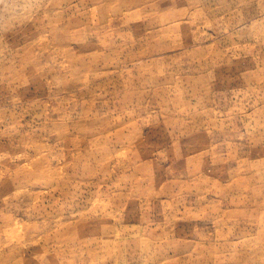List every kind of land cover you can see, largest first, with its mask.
I'll list each match as a JSON object with an SVG mask.
<instances>
[{"label": "rangeland", "instance_id": "rangeland-1", "mask_svg": "<svg viewBox=\"0 0 264 264\" xmlns=\"http://www.w3.org/2000/svg\"><path fill=\"white\" fill-rule=\"evenodd\" d=\"M0 264H264V0H0Z\"/></svg>", "mask_w": 264, "mask_h": 264}]
</instances>
